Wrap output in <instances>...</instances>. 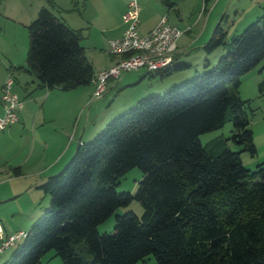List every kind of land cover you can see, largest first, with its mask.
I'll return each instance as SVG.
<instances>
[{
  "label": "trees",
  "instance_id": "obj_1",
  "mask_svg": "<svg viewBox=\"0 0 264 264\" xmlns=\"http://www.w3.org/2000/svg\"><path fill=\"white\" fill-rule=\"evenodd\" d=\"M45 1L26 25L25 67L7 69L32 75L41 88L89 85L95 73L80 30ZM260 8L228 39L221 22L214 27L200 48L209 54L224 45L225 52L210 68L163 94L140 98L80 141L66 164L39 183L48 205L1 264H40L49 250L61 264H137L147 255L155 264H264V161L252 170L242 165L240 152L253 155L255 146L250 101L236 92L240 76L264 58V2ZM186 66L173 60L155 73L162 77ZM256 91L264 96V74ZM226 122L228 137L201 144L199 134ZM132 167L141 172L134 193L117 192L119 177ZM12 173L18 176L19 167ZM133 199L140 214H115L112 231L97 232Z\"/></svg>",
  "mask_w": 264,
  "mask_h": 264
},
{
  "label": "rangeland",
  "instance_id": "obj_2",
  "mask_svg": "<svg viewBox=\"0 0 264 264\" xmlns=\"http://www.w3.org/2000/svg\"><path fill=\"white\" fill-rule=\"evenodd\" d=\"M40 2V0H0V80L4 77V81L8 77H13L18 81H21L23 78H33L23 71L12 69L8 72L7 68L9 66L25 67V52L27 48L26 25L35 17ZM43 5H46V3ZM54 12L59 13V10ZM83 12L82 6L79 12L72 11L69 12L68 15L74 18L72 26L80 29V44L84 48L85 55L87 59L92 62L93 69L95 70L97 69V65H102L109 59L107 44L103 37V33L100 32L101 21L99 17L97 15L94 17L93 14L89 12ZM195 14L196 12L191 19H194ZM260 14L261 11L257 16ZM56 16L61 19L59 15ZM220 17L221 15L215 16L214 24L208 36L199 31L201 21L198 25L194 26L193 29L186 34V40L195 38L197 41L196 43H192L193 45L190 47L187 45L188 43H177L180 44L178 47L183 46L186 48L179 54L178 58L174 60L175 62H182L187 65L180 70L173 71L162 77H159L155 72H150L146 75V70L144 69H139L136 72H121L119 75L120 78L122 75L127 76L126 78L131 77L132 73H137L140 77L133 81L134 83H130L131 85L121 83L115 87H111L106 84V89L104 88L105 91L94 99L91 94L93 89L91 83L69 90H54L59 94L56 97L50 95L49 100L43 105L44 111L49 113L53 118L43 130V134L48 138L50 144L47 155H45L43 159L40 158L36 161L33 159L32 163L31 159L28 160L25 164L27 170L26 167L23 166V169H20L21 176L19 178L12 177V179H7L5 175L6 172L1 169L0 196L6 197L0 199V230L1 228H14L26 231L31 222L42 214L48 205L49 197L47 194H44L40 188H34L35 186L28 182L34 181H31V178L33 179V174L36 170H42L41 172H43L52 165L49 164V162L53 160L57 150L63 142L67 140V137L69 135L70 137L72 136V130H77V132L72 139L71 145L64 150V154L66 150H70L69 155L65 161H63L59 169L54 172L49 170L48 172L51 173H46L47 175L45 178L55 174L66 164L75 150L77 138L85 125L86 129L83 134L80 135V139L83 142L93 138L102 130L108 121L118 114L130 109L140 98L148 95L163 94L171 85L185 82L214 65L219 56L225 52L224 45L216 47L212 52L207 54L199 47V45L202 44L200 42L205 43L207 41L219 20V22H221L220 25L227 30L226 39H228L231 34H237L244 28L240 27V29H237L238 22L232 23V16L223 17L222 19H220ZM236 18L237 17H235V19ZM205 62L208 63L207 67H204ZM262 66H264V58L255 67L240 76V84L236 89L239 97L250 101L249 108L251 114L249 116V128L252 131L255 153L249 155L244 151L240 152V159L242 158L243 160L242 165L248 170H252L256 164L264 161V96H258L256 91V84L264 74V68L259 72ZM94 73H96V71H94ZM230 88L231 86L227 84V89ZM133 98L136 99L133 100ZM230 131L231 123L226 122L219 129L199 134L198 139L201 144H204L216 136L226 138L230 135ZM14 138L16 144H20V140H17L16 137ZM227 146L234 151L240 148L231 141H227ZM6 149L7 147H4V152H2L3 159L0 160L1 167L4 165V160H12V155H17L16 151L10 153V151L8 152ZM4 154L7 155V158ZM34 163L38 164L35 168L33 166ZM140 178V170L137 167H132L119 177L115 190L117 192L123 191L132 194ZM17 189H19L16 191L18 194L7 197V194H9L11 190L15 191ZM127 211H133L137 215L140 214L141 206L139 202L133 199L127 205L117 207L112 214L96 226L97 232H111L114 224V215L123 214ZM15 246L16 245L4 250L0 254V264L8 258ZM53 253L52 250H49L42 256L43 261L46 260L45 264H61L59 258L54 256ZM5 256L7 257L5 258ZM137 264H155V261L152 255H147Z\"/></svg>",
  "mask_w": 264,
  "mask_h": 264
},
{
  "label": "crops",
  "instance_id": "obj_3",
  "mask_svg": "<svg viewBox=\"0 0 264 264\" xmlns=\"http://www.w3.org/2000/svg\"><path fill=\"white\" fill-rule=\"evenodd\" d=\"M40 6H43L46 3L45 0H40ZM55 6L54 11H58L59 13H55L59 15L60 20L64 22L67 26H72L74 23V18L68 15L69 12L76 11L79 12V9L83 6V10L85 13H91L95 17L97 15L99 20L101 21L100 32L103 33V37L107 44L109 39L119 37L124 28L125 24L121 19V15L126 9L125 0H52ZM172 3L171 6L165 4L164 0H137L139 6L138 13V27L139 32L145 33L154 27L161 17H165L166 21L171 25L178 27L182 32L179 37L176 39V48L174 51L173 59H177L179 54L182 53L186 48L183 46H179L177 43H188L187 45L190 47L193 45L192 43H196L195 38H190L186 40V34L190 32L194 26L200 23V32L205 33L206 36L209 35L211 28L215 21V16L221 15L222 17L232 16V23L238 22L237 29L243 28L247 23L251 22L253 19L257 17L259 12L261 11V5L264 0H166ZM42 3V4H41ZM75 6V9H71L72 6ZM82 5V6H81ZM201 6L203 10H201ZM79 8V9H78ZM61 12V13H60ZM83 12V13H84ZM195 17L191 19L192 16ZM235 17H237L235 19ZM226 29V28H225ZM80 30V29H79ZM227 31V30H226ZM232 35V34H231ZM185 36V37H184ZM201 37V36H199ZM203 44V42H200ZM201 44V45H202ZM199 45V47H201ZM187 47V46H186ZM117 60L116 56L109 55V59L105 61L102 65H97V69H93V71H99L100 69H105L111 66ZM91 62V61H90ZM92 64V62H91ZM93 67V66H92ZM9 72V70L7 69ZM138 71V70H137ZM130 72V71H129ZM136 72V71H131ZM32 76V75H30ZM33 77V76H32ZM127 76H123L120 78L109 79L106 84L111 87H115L118 84H132L139 76V74L132 73L131 77L126 78ZM5 78V77H4ZM4 78L0 80V87L3 84ZM14 79V78H13ZM130 84V85H131ZM77 88V87H76ZM11 89L14 93H16L19 98L22 99V106L18 109L17 116L18 119L15 123L9 125L2 131H0V160L2 158V152H4V147H7V151L12 153L16 151V156L12 155V158L4 160V165L0 166V172L5 171V175L7 179H12V177L19 178L21 176L20 169H23L28 160L34 159L35 161L38 159H43L45 155H47V151H49L50 144L48 142V138L44 136V128L45 126L53 120V118L49 115V113L45 112L43 109V105L50 98V95L56 97L59 93H56L54 90H60L57 87L53 88H45L38 87L36 81L33 78H23L21 81L17 79L13 80L11 85ZM106 89V87H105ZM104 89V91H105ZM136 97V96H135ZM136 98H133L135 100ZM131 100V101H133ZM1 113V106H0ZM86 129V125L82 130L81 134ZM54 130V129H53ZM77 130H72L71 137L70 135L67 137V140L63 142V144L57 150L52 161L49 164H52L45 171L36 170L33 174V179L28 182L31 185H34V188H38V185L41 181L44 180L46 173L49 170L54 172L62 165L63 161L69 155V151L66 150L64 154V150L66 147H69L72 143V139L75 137ZM20 140V144H16L15 138ZM81 137V136H80ZM66 139V137H65ZM81 141V139H80ZM59 145V144H58ZM56 151V150H55ZM6 153V152H5ZM5 155V154H4ZM7 158V155H5ZM5 159V158H4ZM241 162H243L241 158ZM48 164V165H49ZM38 164L34 163V168ZM5 169H4V168ZM14 167H19L20 174L18 176H14L12 173V169ZM2 169V171H1ZM54 169V170H53ZM16 180V179H14ZM31 187V186H30ZM19 189L7 194L8 196H15L18 194ZM13 191V192H12ZM6 196H0V199ZM19 229H5L1 228V233L3 235L9 234L13 231ZM7 256H5L6 258ZM46 260L43 261V258L40 259V264H45Z\"/></svg>",
  "mask_w": 264,
  "mask_h": 264
},
{
  "label": "built area",
  "instance_id": "obj_4",
  "mask_svg": "<svg viewBox=\"0 0 264 264\" xmlns=\"http://www.w3.org/2000/svg\"><path fill=\"white\" fill-rule=\"evenodd\" d=\"M126 9L121 15L125 24L122 34L107 41L109 55L116 56L117 60L108 68L97 71L92 80L93 99L98 97L105 88L109 79L118 78L121 72L144 69L147 72H158L169 67L173 62L176 39L181 30L168 23L161 17L158 23L145 33L139 32L137 0H125ZM203 10V7L201 8ZM13 81L8 77L0 87V130L17 121L21 99L11 91ZM25 235L18 230L3 235L0 230V252L14 246Z\"/></svg>",
  "mask_w": 264,
  "mask_h": 264
},
{
  "label": "water",
  "instance_id": "obj_5",
  "mask_svg": "<svg viewBox=\"0 0 264 264\" xmlns=\"http://www.w3.org/2000/svg\"><path fill=\"white\" fill-rule=\"evenodd\" d=\"M220 19H221V17H220ZM219 21H220V20H219ZM219 21L216 23V25L219 23ZM79 143H80V135H79L78 138H77V142H76L75 150H76V148H77V146H78Z\"/></svg>",
  "mask_w": 264,
  "mask_h": 264
}]
</instances>
